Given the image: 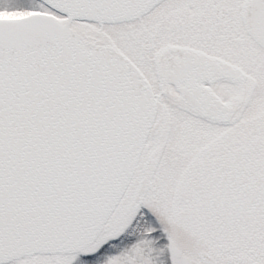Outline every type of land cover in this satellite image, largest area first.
Masks as SVG:
<instances>
[{
	"label": "snow or ice",
	"instance_id": "snow-or-ice-1",
	"mask_svg": "<svg viewBox=\"0 0 264 264\" xmlns=\"http://www.w3.org/2000/svg\"><path fill=\"white\" fill-rule=\"evenodd\" d=\"M0 264H264V0H0Z\"/></svg>",
	"mask_w": 264,
	"mask_h": 264
}]
</instances>
